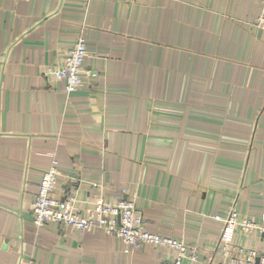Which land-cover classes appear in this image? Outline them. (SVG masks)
Returning <instances> with one entry per match:
<instances>
[{
  "label": "crops",
  "instance_id": "crops-1",
  "mask_svg": "<svg viewBox=\"0 0 264 264\" xmlns=\"http://www.w3.org/2000/svg\"><path fill=\"white\" fill-rule=\"evenodd\" d=\"M261 0H0V264H159L99 228L36 226L32 205L55 162L52 196L134 202L145 230L216 264L222 222L264 227ZM84 39L79 87L46 75ZM233 242L263 249L264 232Z\"/></svg>",
  "mask_w": 264,
  "mask_h": 264
},
{
  "label": "built area",
  "instance_id": "built-area-1",
  "mask_svg": "<svg viewBox=\"0 0 264 264\" xmlns=\"http://www.w3.org/2000/svg\"><path fill=\"white\" fill-rule=\"evenodd\" d=\"M261 3L264 8V0H261ZM255 25L264 31V13L256 18ZM86 55L84 39L79 37L68 49L63 65L48 67L45 74L64 81L66 92L74 91L79 87L80 73L83 71L82 64ZM58 175L56 163L53 162L41 176L31 209L32 220L36 226L53 222L73 227L82 233L99 228L107 235L116 238L120 250L125 253L136 252L145 245L172 250V258L159 264H183L184 259L197 260L198 251L195 246L145 230L142 218L136 213L134 202L126 199L123 192L113 202L102 198L94 200L87 210L88 215L83 216L80 209L75 206L74 196L65 195L63 198L52 196ZM214 218L222 222L218 251L223 255V260L216 264H264V247L263 249L248 248L233 242L237 229L249 233L258 228L264 232L263 226H258L250 219L239 217L235 207H231L224 217L215 215ZM262 219L264 221V214ZM208 264H211L210 261Z\"/></svg>",
  "mask_w": 264,
  "mask_h": 264
}]
</instances>
